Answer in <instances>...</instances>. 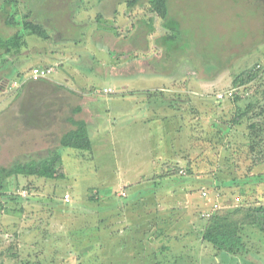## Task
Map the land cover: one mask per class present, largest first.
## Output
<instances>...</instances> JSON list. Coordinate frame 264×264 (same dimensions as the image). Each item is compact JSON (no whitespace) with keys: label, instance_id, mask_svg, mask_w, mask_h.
<instances>
[{"label":"rangeland","instance_id":"rangeland-1","mask_svg":"<svg viewBox=\"0 0 264 264\" xmlns=\"http://www.w3.org/2000/svg\"><path fill=\"white\" fill-rule=\"evenodd\" d=\"M127 1L0 0L2 36L23 31L24 18L48 33L24 32L19 50L0 55V168L59 150L63 174L4 180L23 202L0 212V264H264L257 227L245 226L243 254L202 239L213 210L264 205V160L253 165L249 148V124H262L255 135L264 137V0H168L166 20L150 0ZM10 14L18 24H7ZM42 61L92 63L93 70L50 65V79L72 70L73 83L93 92L101 117L94 113L89 125L90 148L57 137L81 125L68 119L64 101L53 107L49 79L22 93ZM248 70L254 80L234 83ZM198 74L213 84L196 104L184 86ZM229 91L233 97L218 100ZM30 106L37 115L24 114ZM25 124L40 134L24 135Z\"/></svg>","mask_w":264,"mask_h":264},{"label":"trees","instance_id":"trees-1","mask_svg":"<svg viewBox=\"0 0 264 264\" xmlns=\"http://www.w3.org/2000/svg\"><path fill=\"white\" fill-rule=\"evenodd\" d=\"M138 2H140V0H128L127 4L129 6H135ZM150 6L152 11L162 19L166 20L170 17L168 0H150ZM6 22L8 25L18 24L13 14H10L7 17ZM19 23L20 24L18 25L22 27L23 31L18 30L13 35L8 37H4L0 34V55L1 53H10L12 51L19 50L23 46V37L25 33L38 35L44 38L48 37L46 28L38 22L32 21L28 18H24L23 21ZM256 77V70H248L243 72L241 75H238L234 83L237 84L238 82H251ZM250 106L251 105H248L247 109L236 113L233 119V124H239L242 118L250 113ZM77 110L80 109L78 108ZM258 125H260V128ZM88 128L87 124H83L77 131V133H72L71 135L66 136L63 140V146L76 145L77 147L90 148L91 141L88 137ZM249 128L251 133H253V139H251L254 140L252 142L250 141L251 143L249 145V148L251 153L255 155V159H257V162L253 164L255 165L259 161L264 160V137L256 139L258 138V135H255L258 134V131H256V129H262V124L254 121L249 124ZM52 151L57 150H53L52 148L49 153H51ZM58 153L50 157L53 158V161H51V164L48 166L44 162H42L43 164L41 163V161L46 156H44V158L39 156V158H32L31 160L17 162L15 161L10 169L6 167L0 168V189L1 194L3 195V201H0V212L6 209V205L10 200L18 204H22L23 202L20 195L13 196L11 195V193L9 195L8 191L5 190L3 182L6 178L16 174H27V176L37 175L48 179H54L63 176V174L59 172L58 163L60 162L61 164V159L59 160ZM50 158L46 157V159ZM2 190L4 192H2ZM204 191L208 190L204 188L203 192ZM240 198L242 200V197ZM204 217L207 219V222L205 224L206 227L204 226L205 229L202 237L203 240L210 242L213 247L218 250V252H224L229 255H237L247 252L248 246L246 244L244 230L246 225L257 227L259 230L264 232V205H258L251 208H246L244 205H241L240 207H237L233 210L220 208L217 210H213L209 217H206L205 215ZM25 264H30V262L26 261Z\"/></svg>","mask_w":264,"mask_h":264},{"label":"crops","instance_id":"crops-1","mask_svg":"<svg viewBox=\"0 0 264 264\" xmlns=\"http://www.w3.org/2000/svg\"><path fill=\"white\" fill-rule=\"evenodd\" d=\"M7 2L8 1H6V3ZM6 6H7V4H6ZM4 8H6V7L4 6ZM117 40L118 39H116L115 42H118ZM137 61H146V60L145 59H137ZM52 63H56V62L55 61H42V63L37 64V66H43V64H47L44 66H50ZM56 64H57V68H62V67L67 65V66H70L73 70L76 68V64H78L79 68L92 69V70L94 68L90 61H88L85 64V67H83L81 62L77 63L74 61H58ZM79 64H81V65H79ZM140 71L145 72V69H140L137 72H140ZM59 74H61L59 79L58 78H51L50 79L51 76H49L48 78H45V79H40V80H48V79L50 80V85H49L46 92L48 93V96H49V98L53 104V107L56 108L58 106H61V103L64 101L63 106H65V113L70 114L68 117L69 120H71L73 123L76 122V125H81V124L82 125L87 124V126L91 125V123H93V118H95L96 115H97V117H101L100 113H95V111H94V113L96 115H94V113H93V107H92L93 105L91 104L93 102V100H95V97L92 95L93 92L91 90H87L85 87H81V86H78L77 84L73 83V80H74L73 74L75 75V73L72 70L60 71ZM205 77L206 76H201L199 74L195 77L194 76L187 77L189 80L190 79L191 80L189 81V83L186 82L187 84H185L184 87L189 86L186 89L187 92H189L188 89L192 88V91H190V93L193 94L194 100H195L194 103H196V104H199L200 100H202V96H204L205 93H207V91L209 90V85L213 84V82L207 84ZM184 87H182V88L175 87V88H176V90H180V92L181 91L184 92L183 91ZM35 88H39L38 86L35 85V80L33 81V79H31V78L29 80H23L22 88H21L22 93L24 91V94H27L29 92V89H35ZM25 90H26V92H25ZM201 103H204V100ZM24 105H25V103H24ZM32 107L33 106H30L29 109H27L28 113H24V114L29 116V113L31 114L32 111L36 110V109H32ZM78 108L80 110H77ZM35 114L37 115L38 113H36V111H35ZM14 116H16V114ZM66 123H67L66 126L70 124L69 121ZM27 124L22 125V127L25 128V130H24L25 134L24 135H28L32 139L34 136H37L40 134L39 132H36L37 130L35 131L36 126L27 127ZM73 127H72V125H69V127L64 128V130L59 129V131L57 132V135H59V136H57V135L56 136L59 137L61 140H64V138L66 136L71 135L72 133H77L78 130L76 128H73ZM60 128H62V127H60ZM47 135H48V133H47ZM187 157L189 159L185 162L189 163V162L193 161V159L190 158L189 155H187ZM184 158H186V157H184ZM175 159L176 158H174V160ZM177 159H179V157H177ZM169 162H170L169 164H172L173 160L169 161ZM167 164H166V166H167ZM163 172H164V170H163ZM182 172L184 173L183 170H182ZM126 195H127L126 193L124 195L121 194V196H126ZM120 218H122V221H121L122 226L121 227H124L126 225L125 221L123 222V220H124L123 217H120ZM203 242H204V240H203Z\"/></svg>","mask_w":264,"mask_h":264},{"label":"built area","instance_id":"built-area-1","mask_svg":"<svg viewBox=\"0 0 264 264\" xmlns=\"http://www.w3.org/2000/svg\"><path fill=\"white\" fill-rule=\"evenodd\" d=\"M54 72V68L51 66H38L34 67L31 70L30 78L33 80H40L45 79L51 76ZM233 96V91H229L228 93H219L218 94V100L225 99L226 97ZM205 196H207V192L203 193ZM124 195V194H123ZM66 200H70V197L68 194L65 195ZM237 202L241 200L240 196L236 197Z\"/></svg>","mask_w":264,"mask_h":264}]
</instances>
